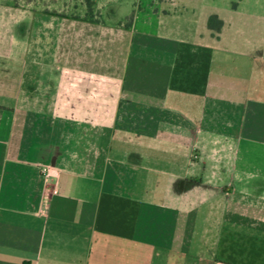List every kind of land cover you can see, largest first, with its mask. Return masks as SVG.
Masks as SVG:
<instances>
[{
	"label": "crops",
	"instance_id": "obj_1",
	"mask_svg": "<svg viewBox=\"0 0 264 264\" xmlns=\"http://www.w3.org/2000/svg\"><path fill=\"white\" fill-rule=\"evenodd\" d=\"M97 8L0 0V264H264V0Z\"/></svg>",
	"mask_w": 264,
	"mask_h": 264
},
{
	"label": "rangeland",
	"instance_id": "obj_2",
	"mask_svg": "<svg viewBox=\"0 0 264 264\" xmlns=\"http://www.w3.org/2000/svg\"><path fill=\"white\" fill-rule=\"evenodd\" d=\"M16 5H32L44 7L46 9H53L54 11H61L62 13L68 12L79 16H86L88 10V0H11ZM94 1V18L102 17V10L97 8V0ZM104 5V13L107 14L111 12L113 19L117 16H120L124 10L128 11V7L131 5L133 7V3L135 0H101ZM101 8H103L101 6ZM133 12V11H132ZM132 12L130 14H132ZM129 17V15H128ZM127 17V18H128ZM125 19L124 24L130 22L129 19Z\"/></svg>",
	"mask_w": 264,
	"mask_h": 264
},
{
	"label": "trees",
	"instance_id": "obj_3",
	"mask_svg": "<svg viewBox=\"0 0 264 264\" xmlns=\"http://www.w3.org/2000/svg\"><path fill=\"white\" fill-rule=\"evenodd\" d=\"M88 10H87V14H86V16L84 17V18H86V19H91V20H93V21H96V22H100L101 21V19L100 18H94L93 17V13H94V8H93V6H94V1H92V0H88ZM50 13H52V14H57V15H62V13H59V12H57V11H50ZM64 15V14H63ZM74 17H79L78 15H73ZM134 16H135V13L134 12H132V14H130L129 15V17L127 18V19H129L130 20V22L129 23H127V24H125V26H127V27H130L131 26V24H132V22H133V19H134ZM223 24H224V22H223V20L219 17V15H217V14H212L210 17H209V21H208V25H209V27H210V29H212V30H214V32H217V33H219L221 30H222V27H223Z\"/></svg>",
	"mask_w": 264,
	"mask_h": 264
}]
</instances>
